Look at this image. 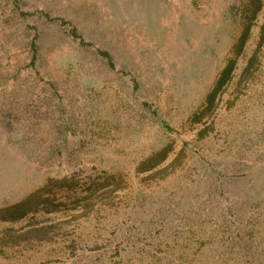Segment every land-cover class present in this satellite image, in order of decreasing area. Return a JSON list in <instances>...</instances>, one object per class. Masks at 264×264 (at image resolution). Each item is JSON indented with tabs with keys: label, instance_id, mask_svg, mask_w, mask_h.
Returning <instances> with one entry per match:
<instances>
[{
	"label": "rangeland",
	"instance_id": "374dc122",
	"mask_svg": "<svg viewBox=\"0 0 264 264\" xmlns=\"http://www.w3.org/2000/svg\"><path fill=\"white\" fill-rule=\"evenodd\" d=\"M0 264H264V0H0Z\"/></svg>",
	"mask_w": 264,
	"mask_h": 264
},
{
	"label": "trees",
	"instance_id": "16d2710c",
	"mask_svg": "<svg viewBox=\"0 0 264 264\" xmlns=\"http://www.w3.org/2000/svg\"><path fill=\"white\" fill-rule=\"evenodd\" d=\"M231 71H232V67L231 66H227L224 69L222 75L220 76V78L218 80L217 87L215 88L214 92H216L217 90H219L220 88H222L225 85L226 81L228 80V77L230 76ZM15 208L16 207H12L11 210H14Z\"/></svg>",
	"mask_w": 264,
	"mask_h": 264
}]
</instances>
